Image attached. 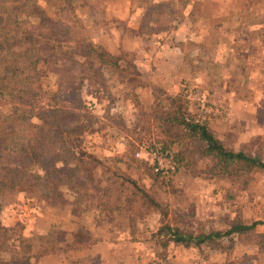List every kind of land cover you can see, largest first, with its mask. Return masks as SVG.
I'll return each mask as SVG.
<instances>
[{
	"label": "trees",
	"instance_id": "trees-1",
	"mask_svg": "<svg viewBox=\"0 0 264 264\" xmlns=\"http://www.w3.org/2000/svg\"><path fill=\"white\" fill-rule=\"evenodd\" d=\"M43 1L0 0V102L11 108L5 116L0 113V193L30 195L35 201L55 208L63 207L67 196L79 213L76 201L79 189H84L83 193L89 190L97 193L102 181L109 182V189L118 196L116 209L131 222L156 217L157 227L149 232V238L159 248L178 244L198 249L235 233L254 245L264 261V233H249L262 223L234 224L226 231L194 234L178 226L176 210L160 198L153 186H144L84 150L82 137L93 124L79 87L85 83L86 93H93L97 102L103 94L109 96L104 70L121 74V59L84 36L70 0H59L54 20L40 7ZM144 3V18L151 16L152 11L160 15L165 8L174 13L169 8L171 0H144ZM72 45L77 46L82 59L59 66V58L67 56V48ZM48 72L56 74L54 91L43 86ZM159 92L151 109L137 114L132 129H126L120 121V129L130 140L124 148L126 169L151 172L148 164L133 158V153L141 145H150L154 137L161 139L163 148L175 149L177 169L182 168L188 174L196 173L197 162H202L200 173L206 178L245 185L251 173L264 170L260 156L242 149H226L211 132L208 120L190 112L182 95ZM21 234L15 237L0 221V264H28V256L34 259L50 251L40 247L31 254L21 244L18 246L22 252L28 249L25 256H7L12 246L18 247L17 243L22 242Z\"/></svg>",
	"mask_w": 264,
	"mask_h": 264
},
{
	"label": "rangeland",
	"instance_id": "rangeland-1",
	"mask_svg": "<svg viewBox=\"0 0 264 264\" xmlns=\"http://www.w3.org/2000/svg\"><path fill=\"white\" fill-rule=\"evenodd\" d=\"M107 1L115 2L114 0L69 1L74 9L73 13L76 16L77 26L84 36H88L96 44H98L97 32L107 25L106 21L110 20L107 19L108 16H105L106 20L97 16V11H106L105 7L108 6L105 4ZM206 1L208 0H171L169 8L174 13H168V8H165L162 14L157 15L155 11H152L151 16L147 18L143 17L146 9L144 0H123L124 3L113 6L115 10H123L128 5L132 11H142V15L139 29L134 33H127L125 24L121 21L116 20V23H112L121 34H125V36L131 34V38L133 34L137 43L133 50L130 48L127 50L119 48L116 53H113L121 59L120 67L123 71L121 74H117L110 69L104 70L109 96L103 94L101 99L98 100L99 102H97V98H94L95 95L93 93H86L85 83H81L79 87V95L85 101L86 107L90 108L88 112L92 117L90 121L93 124L82 137V146L87 153L97 158L98 151L105 165L115 166L118 170L125 169L121 153H124L127 141L129 142L130 140L127 137L128 134L120 129V121L126 129H132L137 123V114L143 110L149 111L160 93L159 90L164 91L158 86L150 85L153 102L149 107L145 108L139 103L133 90L139 88V86L143 87L148 81L149 72L147 71V66L151 63H142L149 61V58L150 60L165 59L161 58L165 57L161 50L163 46H169L178 47L182 51V63L185 70L182 69L179 72L194 75V71L198 78L200 76L206 77L210 84L212 83L208 78L209 76L213 77L214 84L225 83L227 87L235 92V96L239 92L242 95L247 93L249 97L252 91H259V96L255 97L259 101V125L251 122L252 124L250 123V126L246 129V135L239 132L241 131V125L238 124H230L228 128L225 125L213 124L210 130L216 133L215 135L226 149L234 151L242 149L247 154L260 156L264 161V94L261 93V91H264V0H232L221 10L222 12L209 9L204 14L209 15L214 13V11L216 14H222L217 19L212 20L214 23L211 26L216 29L215 31H208L205 35L204 43L195 44L189 40L174 42L173 37L169 36L170 33L178 30L186 33L189 30V34H192L198 29L196 26L197 16L201 6ZM59 5V0H45L40 3L45 15L51 20H54L55 9ZM151 19L156 20L152 21ZM221 44H225L226 47H221ZM67 49L69 53L64 58H59V66L63 63L78 62L82 59L77 46L72 45ZM244 51H246V54H244ZM190 68L191 70H188ZM256 71L259 72V78L254 75ZM121 75L125 76V78L122 79ZM55 79L56 74L46 73L43 79L44 88L54 91ZM192 83L184 82L179 94H175L172 91L164 92L169 95H182L187 106H189L190 98L197 94V91L195 92L196 88ZM133 86L136 87L132 88ZM72 88L73 85H71L70 90ZM198 96L200 97V95ZM10 109L8 103L0 102L1 115H7ZM192 109L194 110V108ZM190 112L194 116L201 118V115L195 110ZM126 138L128 140H125ZM160 142V138L153 137L148 144L159 143L162 146ZM169 149L175 155V149ZM202 167L203 163L197 162V172L194 174H188L182 168H178L173 177L169 179L156 178L151 172L143 173L140 169L129 170L127 173L133 179H137L139 183H141L139 180H147L146 178L153 180V185L158 188V194L161 198H164V193L169 197L179 196L181 206L180 208H175L176 215H178V219H175V221L179 227L190 229L194 234H204L212 231L222 232L228 230L234 224L250 225L253 222L262 224H257L249 233H264V170L251 173L249 180L243 185L240 182L228 179L206 178L205 175L200 173ZM109 185L111 183L102 181L97 193L90 190L83 193L84 189H79L80 194H78L76 201L79 203L81 211L93 213V210H97V202L100 203L102 200H99V193L109 191ZM17 194L22 193L12 191L0 193L1 224L8 228L15 237L22 233L23 238L19 236L22 242L20 244L16 243L17 246L22 244L25 245V248H29V250L27 249L28 253L35 254L39 251L40 249L37 248V245L38 247H46L47 250H51V246L47 245H51L57 240L48 242V238L45 239V233L42 231L43 226H38L37 233L34 235H42L41 237H45L44 239L29 236L32 233V226L28 222L32 219L36 221L40 217L53 216L65 207L74 210L70 204L71 198L66 196L65 205L61 208H55L46 203L38 204L35 202L34 204V199L30 195H26L25 198L24 196L18 197ZM175 201L178 203L177 200ZM187 201H190V204L184 208L183 205ZM191 205L194 206L193 209L195 210L189 208ZM151 217L148 221L142 222L144 223L142 225H148V227L156 229V217ZM135 223L141 225V222L136 221ZM143 226L142 228L140 227V231L148 229L143 228ZM56 234L54 232L51 233L52 237L58 238L59 236ZM215 249L218 252L216 251L213 259H219V252H225L226 260H228L226 264H264V261L257 254L256 247L252 244H247L243 237L237 236L235 233L220 239L216 243L208 242L206 245H201V248L195 252V257L197 259L210 257L212 252L208 253L207 250ZM27 250L22 252L21 247L12 246L7 256L12 255L15 258L25 256ZM236 251L240 253H234L238 258H231L233 252ZM28 257V264H31L35 258ZM153 264L159 263L154 261Z\"/></svg>",
	"mask_w": 264,
	"mask_h": 264
},
{
	"label": "crops",
	"instance_id": "crops-1",
	"mask_svg": "<svg viewBox=\"0 0 264 264\" xmlns=\"http://www.w3.org/2000/svg\"><path fill=\"white\" fill-rule=\"evenodd\" d=\"M115 2L107 1L108 7H105L106 11L98 12L97 16L106 20L105 16H108L105 25L102 30L97 32V43L105 48L106 51L113 54L118 51L119 48L122 50L134 49L137 43L133 34L125 36L113 26V22L121 21L125 24L127 33H134L139 29V23L142 15V11H132L127 5L123 10L113 8L114 5H120L124 3L123 0H114ZM232 0H208L205 2L199 11L197 16V30L189 34L190 32L184 33L182 30L172 32L169 36L173 37V41L181 42L189 40L195 44H202L205 42V35L208 31H215L216 28L212 27L211 24L214 22L213 19H217L222 13H210L209 15L204 14L207 10L215 9L221 11L230 3ZM117 2V3H116ZM114 3V4H113ZM222 12V11H221ZM190 16V12L188 13ZM98 18V17H97ZM113 18V19H112ZM190 25V24H189ZM179 29V28H178ZM217 31V30H216ZM181 37V38H180ZM221 47H226L225 44H221ZM164 49V50H163ZM161 52H163L165 59H156L144 61L142 64H149L147 71L146 85L135 88L134 95L138 99L139 103L145 108L149 107L153 102L151 87L158 86L164 91L173 92L179 94L181 87L184 82H193L197 94H195L189 101V110L196 111L201 118L208 120L209 128L212 129L213 124L219 126L225 125L226 128L232 125H241L240 133H245L251 122L259 125V101L256 96H259V91H252L250 96L246 94H238L235 96V92L224 84H214L213 77L208 78L212 84L207 81L206 77L200 76L199 78L194 75H188L179 72L183 69V54L178 47L163 46ZM246 54V51H244ZM140 64V65H142ZM185 70V69H183ZM188 70H191L188 69ZM255 77L259 78V72L254 73ZM217 78V77H215ZM226 78V77H224ZM232 90V91H231ZM264 94V91H261ZM200 95V97L198 96ZM235 96V97H234ZM191 108H194V110ZM149 109V108H148ZM147 111V110H146ZM252 124V123H251ZM243 131V132H242ZM214 135L213 131H211ZM247 133H245L246 135ZM219 135V134H217ZM216 136V135H215ZM121 157L124 163L125 169L120 171L128 172L131 169H126L125 163L126 158L124 153H121ZM104 158V157H103ZM136 159L135 157H133ZM97 159L100 161V153L97 151ZM138 160V159H136ZM104 160H102L103 162ZM143 162V161H142ZM104 163V162H103ZM117 165V163H116ZM141 170V169H140ZM142 172V170H141ZM128 174V173H127ZM129 175V174H128ZM133 178V177H132ZM143 178V177H142ZM139 180L141 184L149 187L153 186L158 193V188L153 185V180ZM137 180V179H135ZM164 193V192H163ZM175 193V192H173ZM172 193V194H173ZM18 197H25L26 195L17 194ZM164 201L168 202L172 208H180L179 196H167L163 194ZM99 200L97 202V210L92 212H75L71 208L65 207L59 213H55L53 216L40 217L36 221L32 219L30 226H32V233L29 236H34L39 239H47L54 241L51 246V250L40 257L33 260V264H153L157 261L159 264H226L225 252L218 253L219 259L215 260L214 254L218 250H207L210 257L197 259L195 252L199 248L184 247L178 244H169L166 248H159L149 238V232L155 230L148 225H142L146 221L141 222V225L135 223L136 221H130L126 214L118 211V196L116 192L112 190L107 191L105 194L99 193ZM26 198V197H25ZM28 200V199H27ZM97 199V201H99ZM177 200L178 203L175 201ZM33 201V200H32ZM38 204H43L40 201H33ZM103 203V204H102ZM190 201L184 204V208L188 207ZM193 209L194 206H189ZM176 210V209H175ZM13 214V213H11ZM14 216V215H13ZM152 218V217H151ZM9 220V217H8ZM27 224V223H26ZM28 226V225H27ZM42 227V231L45 233V237L42 238L37 233V228ZM148 228L146 231L140 227ZM57 233L58 238L52 237L51 233ZM53 246V247H52ZM37 248L38 247L37 245ZM201 248V247H200ZM38 250V249H37ZM240 254L238 251L233 252L231 258H238L236 254ZM221 257V258H220ZM259 262V261H258ZM31 263V264H32Z\"/></svg>",
	"mask_w": 264,
	"mask_h": 264
},
{
	"label": "built area",
	"instance_id": "built-area-1",
	"mask_svg": "<svg viewBox=\"0 0 264 264\" xmlns=\"http://www.w3.org/2000/svg\"><path fill=\"white\" fill-rule=\"evenodd\" d=\"M133 155L136 159L146 162L152 174L160 179H169L176 172L177 163L173 151L163 148L159 143L141 145Z\"/></svg>",
	"mask_w": 264,
	"mask_h": 264
}]
</instances>
